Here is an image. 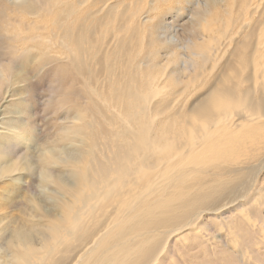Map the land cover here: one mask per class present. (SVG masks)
<instances>
[{"label": "bare ground", "instance_id": "bare-ground-1", "mask_svg": "<svg viewBox=\"0 0 264 264\" xmlns=\"http://www.w3.org/2000/svg\"><path fill=\"white\" fill-rule=\"evenodd\" d=\"M235 2L0 0V264H264V0Z\"/></svg>", "mask_w": 264, "mask_h": 264}, {"label": "rangeland", "instance_id": "rangeland-1", "mask_svg": "<svg viewBox=\"0 0 264 264\" xmlns=\"http://www.w3.org/2000/svg\"><path fill=\"white\" fill-rule=\"evenodd\" d=\"M195 1H198V0H195ZM201 1V0H200ZM204 1V0H203ZM209 1H211L212 2V7H214L213 9H211V14H210V16H208L210 19H214V25H213V27H215V29H216V26H218L219 24V26H222V25H224V20H222V19H225V22L229 19V18H227V16L226 15H228V17H229V15H230V18L232 17V9L234 8V6H235V4L237 3V2H235V1H238V0H233V2H232V0H227V2L229 3L230 1V3H229V5H228V3H226V0H223V2L221 3L220 2V0L218 1V0H209ZM216 1H217V4H216ZM215 3V4H214ZM218 3H220V5L218 6ZM223 3H224V5L225 6H227L228 8H231V6H232V8L229 10V12L231 13V14H229V12L227 13V9H226V7L223 5ZM226 3V4H225ZM214 5H217V6H214ZM222 6L225 8V17H224V15H223V13H221L222 15H223V17H222V19L220 18V16H222V15H217L216 13H217V11H218V14H220V12H219V10L222 12V11H224V8L222 9ZM216 7V8H215ZM220 7V8H219ZM214 10V11H213ZM214 16H213V15ZM216 15H217V17H216ZM219 16V17H218ZM219 19H221V21L222 22H220V20ZM218 22V23H217ZM220 22V23H219ZM222 23V24H221ZM216 24H218V25H216ZM212 27V28H213ZM205 31H209V30H205ZM210 32V31H209ZM183 36V35H182ZM18 72H19V70H18ZM17 76L19 75V74H16ZM214 75V74H213ZM212 75V76H213ZM46 84H47V82H46V80H44V83H41L40 84V88H42L43 87V90L45 91V89H46V91H45V93H47L48 92V88L46 87ZM38 85V84H37ZM41 85H43V86H41ZM204 89H201L196 95H195V97H193L194 99H196V98H198V97H202L203 95H204V91H203ZM192 98V99H193ZM191 101V100H190ZM49 115L46 113V118L48 117ZM46 118L43 120V125L45 126V120H46ZM42 128H43V126H42ZM43 135V133L41 132L40 134H37V135H35V133H30L29 135H25V138L27 139V141H26V143L24 144V148H25V150L27 151V153H29L30 155H31V161H32V168H31V171H29L27 174H28V176H29V179H30V181H33L34 180V177H35V175H39V167L35 164V159H37V158H39V153L44 149L43 147H41L40 146V142H42V140H41V136ZM71 147H63L62 148V150H63V152H65V151H68L67 149H70ZM35 173V174H34ZM4 254V251H3V249L1 248L0 249V255H3Z\"/></svg>", "mask_w": 264, "mask_h": 264}]
</instances>
